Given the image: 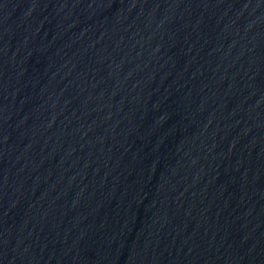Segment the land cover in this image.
Returning a JSON list of instances; mask_svg holds the SVG:
<instances>
[{"label": "water", "instance_id": "obj_1", "mask_svg": "<svg viewBox=\"0 0 264 264\" xmlns=\"http://www.w3.org/2000/svg\"><path fill=\"white\" fill-rule=\"evenodd\" d=\"M0 264H264V0H0Z\"/></svg>", "mask_w": 264, "mask_h": 264}]
</instances>
